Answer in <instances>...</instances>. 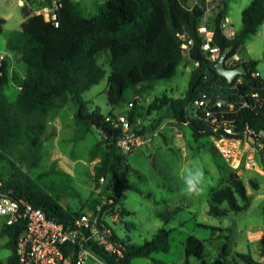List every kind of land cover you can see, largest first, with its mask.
<instances>
[{
	"label": "trees",
	"instance_id": "obj_1",
	"mask_svg": "<svg viewBox=\"0 0 264 264\" xmlns=\"http://www.w3.org/2000/svg\"><path fill=\"white\" fill-rule=\"evenodd\" d=\"M229 1L108 0L99 7L96 16L89 18L73 0H59L56 10L59 27L48 22L45 15L33 14L30 7L24 6L22 30L12 33L7 42L10 51L21 55L20 62L27 69L23 77L13 75L19 89L15 100L6 94L12 78L10 65L4 61L0 66V163L8 161L15 170L8 180H4L0 174V193L41 208L66 227L73 225L83 215L61 207L57 200L47 194L38 179L30 177L16 164V161L24 162L30 169L41 166L50 117L71 104L78 107L75 114L79 127L77 140L84 139L93 131V120L101 123L106 130H102L104 139L90 150L91 160L99 161L96 179L100 181L110 177V184L120 191H138L124 182L125 177L136 171L128 165L126 155L118 148L122 132L107 124L98 110L89 112L83 95L105 77L106 70L98 59L107 53L111 68L107 95L113 109L123 105L128 91H134L138 98L149 91L154 82L173 79L184 59L179 38L183 32L194 40L190 62L193 65L198 62L199 65H194L184 97L173 99L165 95L150 108L161 110L168 107L178 123L191 128L196 139L211 138L210 124L201 115L191 114L189 108L204 93L221 92L223 98L236 102L237 108L241 106V100L252 106L244 107L230 116L239 129L249 125L258 132H264V79L253 76L259 62L248 59L238 64L244 65L248 74L238 76L229 84L218 74L216 64L209 61L201 50L202 39L198 27L210 9H221L216 17L215 43L222 52L233 47L226 62L240 52L244 54V44L264 24V0H253L242 13V27L235 38L227 39L219 24ZM6 23L7 20L0 17V33H3ZM239 79L243 80L242 83H238ZM253 94H258L259 98H253ZM137 117V108L134 107L129 114L133 125ZM54 172L65 175L60 171ZM252 185L255 190L259 189L257 184ZM114 202L110 206L106 204L103 211L119 213L121 218L133 214L126 211L118 200ZM252 202L245 184L234 175L226 186L212 191L209 215L226 217L230 213L245 212L251 208ZM179 211L180 208H176L159 213L158 217L169 223ZM25 227L24 221L4 227V234L9 240L8 248L12 252L8 264H19L17 242ZM115 239L122 245L121 256L110 255L94 243H89L88 247L108 264H133L137 258H149L154 253H169L171 250V231L165 227L141 246L134 245L130 240H121L117 235ZM261 247L264 252V238ZM228 248V244L224 245L225 254ZM205 251L204 241L195 236L188 237L185 264H190L191 257L206 264ZM241 258L248 264H256L249 256L241 255Z\"/></svg>",
	"mask_w": 264,
	"mask_h": 264
},
{
	"label": "rangeland",
	"instance_id": "obj_2",
	"mask_svg": "<svg viewBox=\"0 0 264 264\" xmlns=\"http://www.w3.org/2000/svg\"><path fill=\"white\" fill-rule=\"evenodd\" d=\"M59 0H27L33 14H43L47 18L53 15ZM84 15L92 18L99 7L108 0H73ZM251 0H230L226 8L234 28L242 27V12ZM218 11H221L219 7ZM0 17L8 19L3 33H0V66L4 61L10 65L11 82L6 94L11 100L19 95L18 84L13 75H26L18 54L8 53V36L22 30L24 18L18 0H0ZM244 54L259 61L257 70L264 79V26L252 35L244 44ZM99 63L106 70L101 82L84 93L89 112L98 110L106 117L113 114H130L137 108L135 120V139L137 145L126 155L127 163L136 172L125 177L124 182L138 189L120 191L110 184V177L96 179L99 161L90 158L91 148L104 139L102 129L94 126L84 139L77 140L79 127L75 122L78 107L71 104L54 112L49 120L44 138V158L41 166L28 168L24 162L16 161L17 166L33 179H38L47 194L57 200L61 207L74 213H100L103 207L121 202L130 216L120 217L119 222L107 218L106 223L121 240H130L137 246L151 240L157 231L165 227L171 231V250L169 253L158 252L149 258H137L133 264H185V244L190 236L205 242L206 264H248L241 255L249 256L256 264H264V252L261 243L264 238V153L257 157L263 173L258 171L236 172L228 161L216 150L212 138L196 139L188 125L178 123L170 108L151 109L155 101H161L165 95L177 99L184 97L189 87L191 73L195 68L189 56L184 55L177 75L171 80L156 81L152 88L136 98L134 91L125 94L121 107L113 109L108 102V79L111 74L110 55L104 54ZM135 104V105H133ZM60 171L65 175H57ZM186 169H199L204 173L198 196L189 197L185 193L184 176ZM15 170L8 161L0 163V174L4 180L10 179ZM238 177L252 196V206L248 211L230 213L226 217L209 215L211 193L228 184L232 176ZM253 183L259 189L253 188ZM180 208L174 219L163 222L159 213H166ZM102 213H105L104 211ZM108 215L112 211L106 212ZM6 217L0 216V264H8L12 252L8 248V237L4 234ZM260 232L262 239L248 241V232ZM258 234V233H257ZM261 237V236H256ZM257 239V238H255ZM229 248L224 253V245ZM190 264H202L191 257ZM88 264H99L90 261Z\"/></svg>",
	"mask_w": 264,
	"mask_h": 264
},
{
	"label": "built area",
	"instance_id": "obj_3",
	"mask_svg": "<svg viewBox=\"0 0 264 264\" xmlns=\"http://www.w3.org/2000/svg\"><path fill=\"white\" fill-rule=\"evenodd\" d=\"M216 17L217 15L212 17L207 13L198 27V34L202 39L201 50L214 64L223 53L221 47L215 43ZM46 20L53 22L56 27L60 26L56 12L48 15ZM219 28L229 40L234 39L238 33L228 14H224ZM179 38L183 55L190 56L194 40L186 32L180 33ZM242 62L236 54L227 62V66L235 68ZM194 65L197 67L199 63L195 62ZM253 76L261 75L257 71ZM242 81L239 79L238 83ZM252 96L259 98L258 94ZM237 105L236 102L223 98L221 92L204 93L189 110L191 114L201 115L210 124L213 133L211 138L216 150L236 172L256 170L263 173L257 157L264 150V132H258L249 125L239 129L230 116L244 107L252 106L243 100L240 101L241 106L237 108ZM105 122L122 132L118 141L120 152H131L138 141L135 139V126L129 115H108ZM99 212L84 213L73 225L66 227L55 218L49 217L41 208L0 193V216L6 217V225L25 222V231L17 242L19 264H88L90 261L108 264L88 247L89 243L98 245L110 255L121 256L122 245L115 239L114 230L106 223L107 218L115 223L119 222L120 215H108L102 213V209Z\"/></svg>",
	"mask_w": 264,
	"mask_h": 264
},
{
	"label": "water",
	"instance_id": "obj_4",
	"mask_svg": "<svg viewBox=\"0 0 264 264\" xmlns=\"http://www.w3.org/2000/svg\"><path fill=\"white\" fill-rule=\"evenodd\" d=\"M233 47L227 48L221 55L219 61L216 63V70L219 75L224 77L229 84L233 83L238 76H246L248 74V71L246 70L244 65H240L235 68H230L227 66V57L229 53L232 51ZM92 124L98 128L102 129L103 131H106L105 128L101 125V123L93 120Z\"/></svg>",
	"mask_w": 264,
	"mask_h": 264
},
{
	"label": "clouds",
	"instance_id": "obj_5",
	"mask_svg": "<svg viewBox=\"0 0 264 264\" xmlns=\"http://www.w3.org/2000/svg\"><path fill=\"white\" fill-rule=\"evenodd\" d=\"M204 173L199 169H186L184 176L185 193L189 196H198L202 192Z\"/></svg>",
	"mask_w": 264,
	"mask_h": 264
},
{
	"label": "crops",
	"instance_id": "obj_6",
	"mask_svg": "<svg viewBox=\"0 0 264 264\" xmlns=\"http://www.w3.org/2000/svg\"><path fill=\"white\" fill-rule=\"evenodd\" d=\"M252 1H253V0H251L250 4L252 3ZM25 2H27V0H18V5H19V7H20V8H23V7L25 6ZM250 4H249V6H250ZM27 6H29V5H27ZM249 6H248V7H249ZM248 7H247V8H248ZM30 9H31V8H30ZM217 11H218V8L215 7V8H213V9L208 10L207 13L210 14V15L213 17V16H216V15H217ZM207 13H206V14H207ZM227 13H228V12H227V10H226V11H225V14H227ZM242 13H243V12H242ZM6 20H7V22H8V19H7V18H6ZM24 22H25V19L23 18V19L21 20V22H20L21 25H22ZM6 24H7V23H6ZM262 26H264V24H263ZM262 26H261V27H262ZM17 31H18V30H17ZM258 31H259V30H258ZM257 33H258V32H257ZM10 35H11V34H10ZM10 35H9V36H10ZM9 36H8V37H9ZM243 47H244V46H243ZM8 53H9V54H14L15 52H12V51H10V50L8 49ZM16 54H18V53H16ZM246 55H247V58H246V59H242V57L240 56V54H238V56L242 59V61H246V60H248V59H252L250 56H248V54H246ZM18 58H19V59L21 58V55H20V54H18ZM253 60H254V59H253ZM257 61H258V60H257ZM258 62H259V61H258ZM21 66H22V63H21ZM258 66H259V64H258ZM22 68H23V70L26 72V70H27L26 67H23V66H22ZM257 71H258V70H257ZM258 72H259V71H258ZM259 73H260V72H259ZM260 75H261V73H260ZM257 233H258V234H257ZM259 233H260V232H256L255 230H254V232H248V241L250 240L249 242H251V241L254 242L253 240L256 241V240H260L259 238L262 239V235H260ZM256 236H261V237H256ZM255 238H257V239H255Z\"/></svg>",
	"mask_w": 264,
	"mask_h": 264
}]
</instances>
